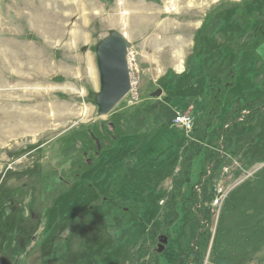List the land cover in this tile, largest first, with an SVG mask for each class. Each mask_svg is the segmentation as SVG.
I'll return each mask as SVG.
<instances>
[{"label":"rangeland","instance_id":"1","mask_svg":"<svg viewBox=\"0 0 264 264\" xmlns=\"http://www.w3.org/2000/svg\"><path fill=\"white\" fill-rule=\"evenodd\" d=\"M249 1L0 0V264H90L92 237L85 229L91 226V217L84 213L71 227L61 223L96 206L122 166L129 170L117 194L147 202L141 214L146 225L138 231L134 227L110 261L130 264L139 246L151 245L159 264L175 263L177 237L186 220L182 203L210 156L221 152L214 131L238 107L264 99V45L242 55L236 65L234 87L192 163L190 183L178 193L179 219L161 252H157L163 236L158 225L160 198L170 190L177 171L172 163L181 149L178 128L156 132L135 160L128 154L137 136L119 139L101 153L90 144L89 153L86 149L80 159L88 171L78 177L59 157L60 149L67 138L86 128L100 134L111 114L165 95L173 98L176 112L186 108L192 120L198 119L203 100L194 96L199 91L192 82L203 79L206 84L208 76L214 81L209 86L215 84L236 48L248 42L264 21V0L248 6ZM244 11L252 17L249 29H239L232 21L234 13ZM216 17L223 24L206 38L207 26ZM111 31L121 33L130 44L131 90L110 114L99 116L93 103L99 91L95 47ZM159 89L161 95L151 97ZM184 95L197 99L180 107ZM79 138L71 145L82 151L85 146ZM232 150L212 181L214 188L229 193L218 209L210 207L211 238L203 264H264V114L235 140ZM50 178L52 188L46 187ZM53 224H59L56 232ZM69 236L73 243L66 261H46Z\"/></svg>","mask_w":264,"mask_h":264},{"label":"trees","instance_id":"2","mask_svg":"<svg viewBox=\"0 0 264 264\" xmlns=\"http://www.w3.org/2000/svg\"><path fill=\"white\" fill-rule=\"evenodd\" d=\"M252 1L254 2V0L248 2V6ZM258 1L262 2L261 0ZM232 21L239 26V29H249L252 26V17L246 11L234 13ZM222 24L219 17L214 18L207 26L206 38L212 37ZM263 45L264 21L260 27L254 30L248 42L236 48L230 66L225 69L224 74L216 80L215 84L209 86L214 81H211L213 78H208V76L206 84H204L205 80L203 79L200 80V83H198L199 80L192 82L195 90L199 91V94L194 96L197 95V98L203 100V111L198 119L192 120L193 126L188 136L177 129L182 136L179 155L177 157L174 156L175 160L172 163V166L174 165L177 171L172 176L170 190L160 198L162 204L158 216L160 234L168 239L170 237V229L179 219L178 193L183 186L190 183L192 163L201 154L208 138V132L221 112L225 97L234 87L237 74L236 65L240 62L242 55L257 51ZM182 97V100L177 104L180 107L184 104L186 107L194 98L193 95H184ZM175 109L173 98L165 95L149 102H141L124 112L113 113L109 116L108 123L102 124L104 127L100 134L96 131L97 129L86 128L79 135L76 134L73 139L67 138L63 142V148L60 149L62 154H59V157L65 159V164L69 162L70 169L74 172L76 171L75 175L77 177L81 173L82 175L85 174L88 171V165L80 162L82 153L84 154L86 149L88 150L87 153H89L90 144L96 150L95 142L90 136L91 133L100 143V153L112 149L115 142L119 139L139 137L138 142L130 148V153L128 154L135 160L138 150H141L142 146L149 142L156 132L174 128ZM185 109L180 112H185ZM259 114H264V99H255L250 104L238 107L231 115L223 117L221 119V127L214 131L215 138L220 142L221 152L210 156L209 165L202 169L198 183L191 187L189 198L182 203L186 220L177 237V256L174 264H203L205 252L211 238L209 231L212 218L210 204L215 195L212 181L215 178V173L223 166L226 155L234 154L232 149L235 146V140L246 133L248 127ZM77 136L80 137V141L85 146L82 151L74 150L71 145ZM75 158L76 161L73 163ZM91 163H93V159H91ZM208 166H210L209 171H207ZM128 170L126 166H122L118 170L115 176L110 179V185L105 195L98 198L97 201L100 200V202L96 206L90 205L82 209L73 219L63 220L61 223V225L64 224L66 227H71L74 224H78L76 221L82 214L85 213V215L91 217L93 220L91 226L89 228L84 227L86 228L85 230H88L89 236L92 237L88 242L89 247H91V255L93 256L90 264H112L110 256L114 255V253H119L125 239L131 235L134 227L138 231L141 226L144 227L146 225L141 214L145 212L147 202L145 200L136 202L122 198L117 194L120 182ZM53 182V178L52 180L50 178L46 187L52 188ZM57 223H60V221H57ZM57 225L59 224L53 226L52 230L54 232L59 229ZM82 236H84V232H80V238ZM72 243L73 236H69V238L64 240L58 252L46 256V261H66L69 256V247ZM83 246L85 247V243ZM130 264H159V257L151 245H141L133 254Z\"/></svg>","mask_w":264,"mask_h":264},{"label":"water","instance_id":"3","mask_svg":"<svg viewBox=\"0 0 264 264\" xmlns=\"http://www.w3.org/2000/svg\"><path fill=\"white\" fill-rule=\"evenodd\" d=\"M130 44L125 37L111 31L102 38L95 47V57L99 74V91L95 95L94 104L99 116H107L124 99L131 90L130 73L127 54ZM161 90L151 94V97H159ZM91 138L100 150L99 141L90 133ZM168 238L162 236L157 252L164 249Z\"/></svg>","mask_w":264,"mask_h":264},{"label":"built area","instance_id":"4","mask_svg":"<svg viewBox=\"0 0 264 264\" xmlns=\"http://www.w3.org/2000/svg\"><path fill=\"white\" fill-rule=\"evenodd\" d=\"M173 126L183 131L185 134H188L192 130L193 121L188 113L176 112L173 119ZM227 191L223 190L222 188H214L215 195L211 202L212 208L218 209L222 205L229 193Z\"/></svg>","mask_w":264,"mask_h":264},{"label":"crops","instance_id":"5","mask_svg":"<svg viewBox=\"0 0 264 264\" xmlns=\"http://www.w3.org/2000/svg\"><path fill=\"white\" fill-rule=\"evenodd\" d=\"M187 113H189V112H187ZM209 165V164H208ZM208 167H210V166H208Z\"/></svg>","mask_w":264,"mask_h":264}]
</instances>
